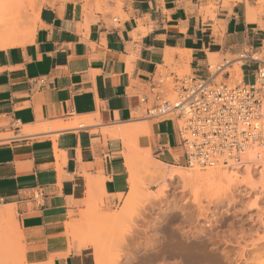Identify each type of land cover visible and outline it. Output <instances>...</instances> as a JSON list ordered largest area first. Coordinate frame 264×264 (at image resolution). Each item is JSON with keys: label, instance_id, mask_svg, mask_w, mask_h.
Instances as JSON below:
<instances>
[{"label": "crops", "instance_id": "0c3cea01", "mask_svg": "<svg viewBox=\"0 0 264 264\" xmlns=\"http://www.w3.org/2000/svg\"><path fill=\"white\" fill-rule=\"evenodd\" d=\"M208 1L32 0L34 21L27 6L18 23L34 33L0 46V230L10 235L16 226L28 264H96L94 246L84 244L91 230L81 237L70 220L128 194V149H149L169 165L185 158L176 120L140 117L167 58L208 78L210 53L248 46L264 55V16L247 23L244 1H220L216 20H205ZM10 24L0 19V31ZM258 64L243 61L244 82ZM129 124L140 125L127 139ZM14 126L23 137L4 142ZM5 239L0 231L9 253Z\"/></svg>", "mask_w": 264, "mask_h": 264}, {"label": "rangeland", "instance_id": "374dc122", "mask_svg": "<svg viewBox=\"0 0 264 264\" xmlns=\"http://www.w3.org/2000/svg\"><path fill=\"white\" fill-rule=\"evenodd\" d=\"M220 1L224 4L223 7L244 1L246 11L247 5L258 6L257 0H230L229 4L224 0H209L202 8L205 20H216ZM28 2L11 0L10 8L7 9L9 15L4 13V19H15L17 15L20 18L16 21L20 19L24 26L23 20L29 12L27 6L30 5L34 21L38 13L32 0ZM110 12L113 17L121 15L119 9ZM260 16H264V5L258 10L253 23L260 22ZM220 28L223 27L215 24V33H218ZM23 34L24 37L32 35L27 33L25 28ZM244 50H248L249 54L254 52L246 46L234 55L217 53L218 59L214 64L211 62L212 73L214 76L218 74L216 82H242L240 66L243 59L240 55ZM256 55L264 60L263 54ZM226 60L230 61V64L218 73V67ZM187 64L167 58L165 65L179 75H191ZM165 65L160 66L159 70ZM227 71L229 75H226ZM240 75L241 79L238 80ZM148 105L143 106L140 117L146 116ZM81 122L86 123L83 120ZM10 135L12 133L2 136ZM137 149L139 154L129 151L133 159L132 168L127 161L130 184L131 173H135L137 178L138 194L132 206H127L131 184L128 194L121 196L120 202L110 209H104L105 205H100L90 213L89 206H86L79 219L70 220L75 222L74 230L81 237L88 235L91 230L94 242L102 247L105 264H264V166L252 164L253 166L247 169L248 165L240 163L242 167L241 170H236L239 171L236 179L216 180L212 183H217L216 185H210L212 188L202 185L201 188L198 186L191 190L184 188L179 177L168 179V175H165L173 169L183 170V167H187L185 158L158 168V162L161 161L150 151L151 160H154L152 163L147 157L149 151L146 150L149 149L139 146ZM250 174L252 176H249ZM90 214L98 220L89 222L87 216ZM0 231L1 235L7 238L3 247L10 249L8 253L0 248V264H28L24 246L17 237L16 226L13 225L10 235L2 228ZM68 235L71 236L69 233Z\"/></svg>", "mask_w": 264, "mask_h": 264}, {"label": "built area", "instance_id": "2783aa9c", "mask_svg": "<svg viewBox=\"0 0 264 264\" xmlns=\"http://www.w3.org/2000/svg\"><path fill=\"white\" fill-rule=\"evenodd\" d=\"M251 60L259 62L252 82L242 78L238 84L218 83V74L179 75L167 65L152 75L146 117L177 121L188 166L208 167L224 157L240 161L248 149L264 158V60L251 54L243 58ZM229 64L228 60L221 64L218 73ZM11 133L4 142L23 137L19 126ZM41 197L37 193L36 198Z\"/></svg>", "mask_w": 264, "mask_h": 264}, {"label": "bare ground", "instance_id": "6f19581e", "mask_svg": "<svg viewBox=\"0 0 264 264\" xmlns=\"http://www.w3.org/2000/svg\"><path fill=\"white\" fill-rule=\"evenodd\" d=\"M224 1H226L225 3H227V4H229V2H230V0H224ZM10 4H11L10 0H0V19H4L3 14H4V12L6 13L5 10L7 9V7H10L9 6ZM257 4H258V6H256V7H252V6L247 5L246 22H250V23L254 22L255 18L257 17L258 10L263 8L264 0H257ZM17 18H20V17L16 15L15 19L14 18L11 19V24L7 25L9 27L0 31V46L9 45V44H16V43H19L22 41V36H24V34H23V30L20 29L21 24L18 23L20 21V19L18 21H16ZM28 32L33 34L34 29L27 31V33ZM249 55L250 54H249L248 50H244L241 53L240 58L243 59L244 57H248ZM251 56L259 58L255 52H252ZM218 57L219 56L217 53H212V54L210 53V64H211V62H212V64H214L215 61L218 59ZM240 79H241V75H240V77H238V80H240ZM138 125H140V124H135V125L129 124V125H127L126 127H129V129L126 130L125 132H123L122 136L124 138H127V139L130 138L131 134H133L134 131H136V129H137L136 128L133 131V129H134L133 127H136ZM129 151H130V149H128L126 156H127V161L129 162L128 165H129V167L132 168L133 167V163H132L133 159L130 156L131 153ZM147 157L149 158V160L152 163H154V160H151L152 157H151L150 153H147ZM241 159H242L241 161H237L236 158L224 157V158H220L212 166L202 167V166L194 165V166L190 167L187 165V167H183V170L173 169L165 175H168V177H167L168 179H174L175 177H179L183 181L184 188L185 187H186V189L191 188V190H192V188H195L198 186H200V188H201L202 185H204V187L206 185L210 186L216 180L223 181L224 179L226 180V178H228L227 179V181H228V180L236 179V177H237L236 175L239 173V171H236V170H241V167H242V166H240L241 165L240 163H242V165H248L249 167H247V169L250 168V166L252 164H258L259 167L264 166V158L258 159L256 157L255 151L253 149H248L244 153H242ZM158 164H159L158 168H162V166L166 163L158 162ZM167 165H169V164H167ZM177 167H179V166H177ZM256 167H257V165H256ZM248 171H250V169ZM250 173H251V171H250ZM248 174H249V172H248ZM249 176H252V175L250 174ZM136 183H137L136 174L131 173L132 189L130 192V199L127 203V206L129 208L134 203V200L138 194L137 189H136ZM216 184H213L212 186H214ZM204 187H203V189L206 190ZM208 189H209V187H208ZM84 244H92L94 246V248H95L94 255H95L96 264H105V260L103 258L102 247H100L98 244H96L94 242L93 238H91L90 240L87 239V242H85Z\"/></svg>", "mask_w": 264, "mask_h": 264}]
</instances>
